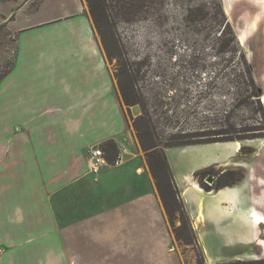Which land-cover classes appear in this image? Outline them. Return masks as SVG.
<instances>
[{
    "label": "crops",
    "instance_id": "obj_1",
    "mask_svg": "<svg viewBox=\"0 0 264 264\" xmlns=\"http://www.w3.org/2000/svg\"><path fill=\"white\" fill-rule=\"evenodd\" d=\"M6 37L15 53L0 83V264H184L152 174L128 155V123L86 1L0 0V43ZM109 141L126 160L92 172L90 152ZM244 145L167 150L209 264L235 246L264 260V139L236 162ZM234 166L246 177L231 187L206 192L194 179Z\"/></svg>",
    "mask_w": 264,
    "mask_h": 264
},
{
    "label": "rangeland",
    "instance_id": "obj_2",
    "mask_svg": "<svg viewBox=\"0 0 264 264\" xmlns=\"http://www.w3.org/2000/svg\"><path fill=\"white\" fill-rule=\"evenodd\" d=\"M199 5L206 7L209 12L207 18L191 14L190 11L197 13ZM157 8L147 19L118 24L117 39L124 45L120 59H111L94 24L111 65L120 106L128 123L126 138L132 150L128 155L140 157L146 171L153 176L134 128V121L148 112L155 139L166 142L178 134L192 136L188 137L190 139L234 137L245 144L246 152H240L236 162H247L255 152L248 143L264 139V0H166L165 5ZM222 13L231 24L232 34L227 30L221 35ZM243 34L247 37L244 43L241 41ZM242 52L247 57L260 99L250 97L254 88L250 85L244 59L240 58ZM0 53L1 74L11 66L15 40L4 38L0 43ZM123 61L134 78L135 93L141 98L139 104L132 107L126 104L120 90L119 63ZM121 154L119 151L118 157ZM106 157L108 159L107 154ZM123 158L125 161L126 157ZM173 158L181 161L183 155L174 153ZM114 161L109 160L110 164ZM227 172L234 175L224 176ZM213 175L216 181L211 188L215 191L217 185L232 182L235 175L245 178L246 170L234 166L216 169ZM208 178L194 179L200 187L203 184L208 188L205 183ZM224 188L227 187L221 189ZM174 223L176 227L182 224L178 218ZM194 234L190 245H186L184 240L179 241L174 234L175 249L184 264H198L202 252L205 264H209L207 253L200 246L197 233ZM216 237L211 235L207 239L212 247L216 245ZM246 253L247 248L242 246L224 249L226 257L217 264L257 261L243 257Z\"/></svg>",
    "mask_w": 264,
    "mask_h": 264
},
{
    "label": "trees",
    "instance_id": "obj_3",
    "mask_svg": "<svg viewBox=\"0 0 264 264\" xmlns=\"http://www.w3.org/2000/svg\"><path fill=\"white\" fill-rule=\"evenodd\" d=\"M89 4L90 14L94 21L95 26L98 28L100 35L102 37L103 43L107 49V52L111 59L119 58L121 56V48H124L122 42L117 39L118 24L123 23H133L138 20L147 19L148 16L153 14V10H158L157 7L165 5L166 0H87ZM218 7L221 5L217 3ZM192 15L197 17L207 18L209 12L206 11V7L198 6L196 12L190 11ZM195 13V14H194ZM224 17V23L221 25L222 30L221 35L227 30L232 34V27L229 21L225 18V14L222 13ZM235 39V37L233 36ZM233 41V40H232ZM240 58L244 59V66L248 68L249 82L254 91L250 94V97H257L260 99V95L257 92L255 80L251 76V70L249 68V63L246 55L242 52L240 53ZM120 59V58H119ZM141 64V63H139ZM13 62L9 69L0 74V83L2 79L10 72L12 69ZM120 69V90L129 107L139 104V99L135 93V88L133 85L132 76L128 73L126 69V62L119 63ZM246 83V82H245ZM256 91V92H255ZM134 128L137 131L138 137L142 144L144 151L146 152L147 159L150 163L154 179L157 184V188L160 192L165 210L167 212L171 227L174 234L179 241H186V245L193 243L195 238V231L192 227L191 218L187 212L185 202L179 191L173 171L171 169L168 157L165 153L166 149L186 147L197 144H209V143H219V142H236L237 138L228 137L225 139L208 137V138H195L190 139L185 134H178L171 136L166 142L160 141L154 138L153 126H151V117L149 113L146 112L144 115L138 117L134 121ZM104 152L108 155V159L112 162L119 154V148L115 141L107 142L103 147ZM241 153H246L245 148L241 150ZM249 155V153H248ZM216 168L206 169L195 174V178H206L207 176H214ZM219 174V173H218ZM226 175H234V173H225ZM244 178L243 175L234 176L232 182L217 185L215 188L220 190L222 187H229L233 184L240 182ZM180 219L182 224L179 227L175 226L174 221ZM186 236V237H185ZM185 237V239H184ZM201 260L198 264H205L206 258L203 252L200 255ZM225 264V263H223ZM228 264H264V260L257 261H242L234 262Z\"/></svg>",
    "mask_w": 264,
    "mask_h": 264
},
{
    "label": "built area",
    "instance_id": "obj_4",
    "mask_svg": "<svg viewBox=\"0 0 264 264\" xmlns=\"http://www.w3.org/2000/svg\"><path fill=\"white\" fill-rule=\"evenodd\" d=\"M90 169L94 173H99L104 167H116L120 166L124 162V158L122 154L118 157L112 164H110L109 160L106 157V153L98 147H95L90 152Z\"/></svg>",
    "mask_w": 264,
    "mask_h": 264
},
{
    "label": "water",
    "instance_id": "obj_5",
    "mask_svg": "<svg viewBox=\"0 0 264 264\" xmlns=\"http://www.w3.org/2000/svg\"><path fill=\"white\" fill-rule=\"evenodd\" d=\"M216 181V177L214 176H210L207 179V182H205L208 185V188L206 186H203V184H201L202 189H204L206 192H211L213 190V188H211L213 185V183Z\"/></svg>",
    "mask_w": 264,
    "mask_h": 264
},
{
    "label": "bare ground",
    "instance_id": "obj_6",
    "mask_svg": "<svg viewBox=\"0 0 264 264\" xmlns=\"http://www.w3.org/2000/svg\"><path fill=\"white\" fill-rule=\"evenodd\" d=\"M246 35L245 34H243V35H241V41H242V43H244L245 42V40H246Z\"/></svg>",
    "mask_w": 264,
    "mask_h": 264
}]
</instances>
